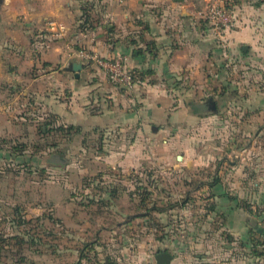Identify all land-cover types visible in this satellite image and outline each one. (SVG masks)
<instances>
[{"label":"rangeland","instance_id":"rangeland-1","mask_svg":"<svg viewBox=\"0 0 264 264\" xmlns=\"http://www.w3.org/2000/svg\"><path fill=\"white\" fill-rule=\"evenodd\" d=\"M214 2L228 4L227 0H212L209 6ZM215 35L216 51L208 63L210 81L190 82L193 90L185 98L196 102L213 97L218 115L206 109L204 114L211 115L210 119L200 117L194 125L184 126L187 138L178 144L170 142L172 128L159 136L165 121L155 128L146 122L125 130L113 126L97 130L87 115L89 122L82 121L80 133L45 132V123L55 116L44 106L45 95L58 89L46 78L27 84L18 79V75L43 72L44 46L34 41L35 48L28 56L24 53L23 60L11 58L18 49L13 53L12 48L2 49L0 238L9 242L0 246V262L75 264L78 250L92 241L95 248L85 250L90 258L82 264H109V257L118 264H157L155 254L160 249L174 255L172 264H216L214 258L193 263L191 256L203 251L218 255L222 246L232 247L224 256L226 264H264V255L256 257L250 247L226 237L227 227L215 232L212 222L203 221V206H210L212 194L220 188L240 209L247 210L245 205L250 202L256 209L250 189L254 181L264 182V172L255 179L251 176L253 156L264 154V111L251 118L254 125L244 124L250 119L249 110L264 107V55L255 56L250 48L247 56L243 48L227 54L219 43L222 35ZM31 38L38 37L32 34ZM219 59L220 65L212 66ZM32 60H36L34 65ZM220 80L231 83L227 95L215 92ZM94 108L96 104L91 103L86 110L92 115ZM68 136L73 138L68 140ZM255 138L257 143L251 145ZM13 146L26 149L12 153ZM204 183L206 187L201 186ZM229 200L222 199L223 207L229 206ZM153 202L166 212L141 217ZM172 204L178 205L168 209ZM237 211L243 220L245 211ZM223 214H211L209 219L217 216L222 224L227 217Z\"/></svg>","mask_w":264,"mask_h":264},{"label":"crops","instance_id":"crops-1","mask_svg":"<svg viewBox=\"0 0 264 264\" xmlns=\"http://www.w3.org/2000/svg\"><path fill=\"white\" fill-rule=\"evenodd\" d=\"M211 1L3 0L0 4V59L4 47L12 48V53L18 49L19 52L13 53L11 58L17 56L23 60V54L28 56L36 42L42 43L43 72L34 76L18 75V79L25 80L27 84L46 78L58 89L59 95L55 91L45 95L44 106L55 115L48 121L53 123L51 127L74 125L82 129V121H88L87 115L91 121L94 120L95 123H90L97 130L109 126L125 130L134 123L139 127L145 126L146 122L155 128V124L165 121V125L159 128V136L172 128L174 135L170 142L178 144L182 138H187L182 132L184 126L194 125L200 117L204 121L209 120L211 115L204 114L206 109L211 110L214 116L219 112L213 97L210 98L214 99L216 110L209 105L210 98L196 102H187L185 98L193 90L190 82L202 79L208 83L212 75L208 72L211 68L208 69V63L212 52L216 51L217 39L205 15ZM227 1L235 19L224 30L223 40L219 42L225 47L224 52L231 54L243 48L246 56L250 50L255 56L264 55V0ZM32 34L38 38L32 39ZM244 46L250 48L248 53ZM81 49L97 52L107 58L125 54L127 67L135 73L134 84L125 88L115 86L97 64L78 55ZM74 61L84 64L79 77L74 71L64 69ZM215 61L212 66L220 65V59ZM35 63L36 60H32L31 64ZM220 82L215 92L220 96L227 95L231 83ZM40 91L34 90V93L40 94ZM91 103L96 104L92 115L86 110ZM263 111L264 107L249 110L250 119L244 124L254 125L251 118ZM180 124L181 129H178ZM257 140H251V145H255ZM253 158L254 172L251 176L255 179L257 173L264 172L261 167L264 154H257ZM206 184L201 186L206 187ZM220 189L218 193L213 192L210 206H203L206 209L203 221L212 222L215 232L227 227L231 232H223L226 237L229 235L230 240H239L241 245L250 247L254 256H263V180L254 181L250 189L256 209L251 202L249 206L245 205L247 210L240 209V204L229 200L226 192ZM222 199L229 200V206L223 207ZM237 210L245 211L243 220L238 217L240 214ZM223 212L227 217L222 224L217 222V216L209 219L214 213L224 216ZM234 213L237 216L235 222ZM222 248H218V255L209 251L202 254L193 252L191 259L193 263L194 260L195 263H206L214 258V263L226 264L224 256L232 247ZM255 250H260V254ZM160 251L168 250L160 249L156 254Z\"/></svg>","mask_w":264,"mask_h":264},{"label":"built area","instance_id":"built-area-1","mask_svg":"<svg viewBox=\"0 0 264 264\" xmlns=\"http://www.w3.org/2000/svg\"><path fill=\"white\" fill-rule=\"evenodd\" d=\"M205 15L211 21L213 29L218 35H222L235 19L229 4L220 2L211 4ZM78 55L102 68L115 86L131 87L135 82V73L127 67V56L125 54L107 58L97 52L81 49L78 51Z\"/></svg>","mask_w":264,"mask_h":264},{"label":"trees","instance_id":"trees-1","mask_svg":"<svg viewBox=\"0 0 264 264\" xmlns=\"http://www.w3.org/2000/svg\"><path fill=\"white\" fill-rule=\"evenodd\" d=\"M53 123L52 122H46L45 123V126H44V128H45V132L47 131L49 134H55V133H58V132H63L64 134H66V132H67V134H71V133H73L72 135H74L75 133H80V131L82 130L80 127H76V126H74V125H71V126H62V125H60V126H52L51 127V125H52ZM71 135V136H72ZM71 136H68V140H70V139H72L73 137H71ZM25 147H23V148H21V149H19V148H15V146H13V148L11 147V150H12V153H14L15 151H20L21 153H23L24 151H25ZM219 177V178H218ZM218 177H216V180H215V182L217 183L218 181H220L219 179H220V176H218ZM212 185H214V184H212ZM211 185V186H212ZM190 199V197H188V198H186L185 199V201H188ZM176 205H178V204H172L171 206H168V209H172V208H174ZM166 208H162L161 206H159L156 202H153L152 204H147V207H146V212L144 213V214H141L142 216L141 217H148V216H150L151 215V213L152 212H156V211H160V212H166ZM132 218H134V217H136V216H131ZM158 225V224H157ZM166 236H163L162 238H165ZM23 239H21V241H22ZM7 242H9L8 241V239H6V238H0V246H2V247H4L6 244H7ZM32 242H33V240H32ZM35 242V241H34ZM258 244H260V243H258ZM87 248V249H86ZM86 248L84 249V247L81 249V252H80V250H78V252H79V259L77 260V262H75V264H82V260L84 259V258H90V256H89V252H86L87 250L88 251H91L92 249H94L95 248V245H94V243L91 241V242H88L87 244H86ZM86 250V251H85ZM167 250V249H166ZM256 251V253H258V254H260V250H255ZM11 258H13L12 256H11ZM108 262H109V264H118V262H114L110 257L108 258ZM0 264H5V263H3V262H0Z\"/></svg>","mask_w":264,"mask_h":264},{"label":"water","instance_id":"water-1","mask_svg":"<svg viewBox=\"0 0 264 264\" xmlns=\"http://www.w3.org/2000/svg\"><path fill=\"white\" fill-rule=\"evenodd\" d=\"M3 2V0H0V4ZM244 50H247V46H244ZM84 64L82 62L74 61L68 66H66L64 69L67 71H74L76 73V76L79 77L81 70L83 69ZM208 103L210 104L211 108L216 110V104L214 99L210 98L208 100ZM179 158H182V156H179ZM155 259L157 264H171V261L173 259V254L169 251H160L155 255Z\"/></svg>","mask_w":264,"mask_h":264},{"label":"flooded vegetation","instance_id":"flooded-vegetation-1","mask_svg":"<svg viewBox=\"0 0 264 264\" xmlns=\"http://www.w3.org/2000/svg\"><path fill=\"white\" fill-rule=\"evenodd\" d=\"M210 105V104H209Z\"/></svg>","mask_w":264,"mask_h":264}]
</instances>
